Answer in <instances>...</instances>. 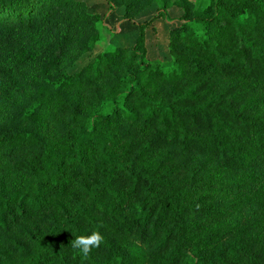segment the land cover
Returning <instances> with one entry per match:
<instances>
[{"label":"trees","instance_id":"1","mask_svg":"<svg viewBox=\"0 0 264 264\" xmlns=\"http://www.w3.org/2000/svg\"><path fill=\"white\" fill-rule=\"evenodd\" d=\"M106 1L139 35L70 74L106 16L0 0V264H264V0Z\"/></svg>","mask_w":264,"mask_h":264},{"label":"rangeland","instance_id":"2","mask_svg":"<svg viewBox=\"0 0 264 264\" xmlns=\"http://www.w3.org/2000/svg\"><path fill=\"white\" fill-rule=\"evenodd\" d=\"M87 3L89 9L93 13H98L104 19V24L99 23L102 39L92 53L82 57L77 64L71 67L68 71L70 74H75L84 69L87 65L93 62L100 53L112 51L116 48L134 45L138 35L139 27L137 24L124 20V9H118L110 12L109 4L106 0H82ZM176 2L178 0H172ZM200 5L206 4L207 0H191ZM156 13V7L153 6L138 16V21L150 20ZM182 10L178 6H174L169 10L170 18L177 19L182 15ZM108 14V15H106ZM171 24L166 20L159 19L147 31V46L148 57L153 60L168 63L170 57L168 55V33L171 29Z\"/></svg>","mask_w":264,"mask_h":264},{"label":"clouds","instance_id":"3","mask_svg":"<svg viewBox=\"0 0 264 264\" xmlns=\"http://www.w3.org/2000/svg\"><path fill=\"white\" fill-rule=\"evenodd\" d=\"M103 241V236L98 231H93L89 235H81L71 241V247L79 254L87 257L93 248H98Z\"/></svg>","mask_w":264,"mask_h":264}]
</instances>
